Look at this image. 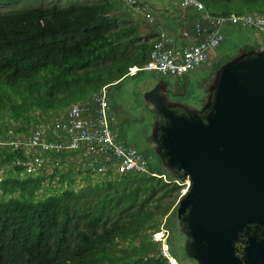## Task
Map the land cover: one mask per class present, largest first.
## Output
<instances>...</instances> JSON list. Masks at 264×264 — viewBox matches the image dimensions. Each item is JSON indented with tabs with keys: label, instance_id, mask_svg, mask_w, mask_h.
I'll use <instances>...</instances> for the list:
<instances>
[{
	"label": "trees",
	"instance_id": "1",
	"mask_svg": "<svg viewBox=\"0 0 264 264\" xmlns=\"http://www.w3.org/2000/svg\"><path fill=\"white\" fill-rule=\"evenodd\" d=\"M202 1L218 14L242 13L239 4L264 13V0ZM115 7L114 0H96L0 11V139L51 123L45 116L80 95L73 88H99L146 61L157 29L141 41ZM37 155L30 174L24 163ZM74 156L0 144V264H165L152 234L171 215L181 185L139 173L99 176ZM67 160L78 163L58 176ZM75 171L84 181L78 188ZM56 176L59 185L47 191L43 183Z\"/></svg>",
	"mask_w": 264,
	"mask_h": 264
},
{
	"label": "water",
	"instance_id": "2",
	"mask_svg": "<svg viewBox=\"0 0 264 264\" xmlns=\"http://www.w3.org/2000/svg\"><path fill=\"white\" fill-rule=\"evenodd\" d=\"M155 81L142 95L164 169L153 168L186 184L172 209L185 255L195 264H264V45L223 61L200 106L169 99L168 82Z\"/></svg>",
	"mask_w": 264,
	"mask_h": 264
},
{
	"label": "built area",
	"instance_id": "3",
	"mask_svg": "<svg viewBox=\"0 0 264 264\" xmlns=\"http://www.w3.org/2000/svg\"><path fill=\"white\" fill-rule=\"evenodd\" d=\"M127 7L140 13L157 32L145 62L128 67L125 76L140 71H155L161 75L182 77L208 63L212 52L225 38L229 25L252 28L264 35V19L254 12L218 14L206 7L202 0H172L180 8L179 20L185 23L178 29L171 24L163 28L153 9L139 0H122ZM152 10V11H151ZM108 84L94 90L88 99L68 105L62 115L49 124H36L28 136L9 138L2 144L25 146L35 151L71 152L87 169L99 176L126 173L148 174L168 181L164 173L150 166V157L135 146L121 141L111 121ZM41 158L25 162L26 172H33ZM160 255L165 264H179L160 242Z\"/></svg>",
	"mask_w": 264,
	"mask_h": 264
},
{
	"label": "rangeland",
	"instance_id": "4",
	"mask_svg": "<svg viewBox=\"0 0 264 264\" xmlns=\"http://www.w3.org/2000/svg\"><path fill=\"white\" fill-rule=\"evenodd\" d=\"M96 0H18L15 2H6L0 3V11L3 10H26V9H34L41 8L50 5H59L66 6L75 3H85V2H93ZM116 2V7L113 12L114 15L118 18H121L122 14L124 15L125 20H121L123 22L129 23V20H132L136 25V30L141 36V41L149 42L153 39L152 29H157L156 25L148 24V22L144 19L140 13L132 10L127 7L121 0H114ZM142 3L147 4L153 9V12L157 17H159L160 24L163 28H169V24H171V16L180 14V8L178 6H174L176 2H172V0H139ZM209 9L212 11H216L217 8L214 5H209ZM237 10L242 11L243 13L246 11H253V8H248L243 4H239L237 6ZM152 11V10H151ZM234 11V10H233ZM235 13V12H232ZM129 18V19H128ZM180 20L176 18L175 22H179ZM173 26L176 29L177 26ZM236 25H229L226 32V38L222 41L220 46L215 49L213 54L208 61V63L204 64L202 67L190 71L185 74L184 77H176L171 75H160L155 74V71H140L134 76H124L121 79L108 84V100L111 106V117L110 121L114 128L116 129V136L121 141H124L128 144L135 146L137 149L147 152L151 156L150 164L152 167L161 166L158 163L156 158V154L151 150L146 144H143V141L140 138L141 136H148L150 134V126L152 122L151 113L145 108L143 103V98L141 94H139L138 87H136L137 81L141 80L143 83L140 86V89L147 88L146 85H151L154 81L159 77V79H164L168 82V84L173 88L174 91L179 93V98H181L184 102H194L198 98H202L204 91V84L209 82L210 77L212 76V71L216 63H222L230 57L235 56L240 50L245 48L256 46V45H264V35L259 33L258 31L252 28H241ZM228 31V32H227ZM156 35V33H155ZM222 61V62H221ZM92 75V74H91ZM159 75V76H158ZM165 76V77H164ZM156 77V78H155ZM213 77V76H212ZM109 80H106L108 82ZM145 87V88H144ZM74 92L80 93V95H71L67 98V104L59 106L56 110L51 111L47 116L50 117L51 120L55 119V117L59 114H62L67 105L72 103L82 102L83 99H88L91 93L97 89L96 84L94 85H84L80 88H73ZM63 106V107H62ZM41 117V116H39ZM42 118H40L41 120ZM119 132H118V131ZM5 139H0V141H4ZM3 145L2 143H0ZM8 145V144H7ZM70 157H68L69 159ZM79 160L77 156H74ZM80 161V160H79ZM157 164H156V162ZM74 162L78 163L74 160ZM68 164L67 160L65 164L59 166L60 171H57L56 174L59 173L66 174L67 170L72 168L75 163ZM81 162V161H80ZM64 163V162H63ZM69 165V166H68ZM51 166V165H50ZM160 166V167H159ZM52 167V166H51ZM50 174L54 172V169L51 168L48 170ZM6 174V167H0V177ZM28 174V173H27ZM31 174V173H30ZM74 181L73 188H78L79 186L84 184L83 177H80L76 171L73 173ZM98 175V174H97ZM59 176V175H58ZM96 178H92L94 180ZM164 180V179H163ZM171 182H176L175 180L170 178ZM44 188L48 191L51 186H58L57 176L53 179L47 180L44 183ZM180 194L183 190H185L186 184H180ZM178 200V199H177ZM174 211H172L168 220L162 222L160 225V231L152 234V239L157 242L165 241V244L170 240L173 245L182 244V239L180 237L179 231L176 230L175 224L177 225L176 219L173 216ZM176 217V216H175ZM177 227V226H176ZM179 236V237H177ZM167 246V245H166Z\"/></svg>",
	"mask_w": 264,
	"mask_h": 264
},
{
	"label": "flooded vegetation",
	"instance_id": "5",
	"mask_svg": "<svg viewBox=\"0 0 264 264\" xmlns=\"http://www.w3.org/2000/svg\"><path fill=\"white\" fill-rule=\"evenodd\" d=\"M214 66V69L212 71V76L215 75V73L217 72L219 66H220V63H216ZM212 76L210 77V80L212 79ZM209 80V82H210ZM156 81H154V83H152L151 85H146L147 88L145 89H140V86L143 84L141 82V80L137 81L136 83V87H138V91H139V94H141V96L143 95V93L146 91V90H149L151 89L154 84H155ZM209 82L205 83L204 84V95L202 98H198L197 100H195L194 102H184L181 98H179V93L177 91H174L173 88L168 84L167 85V91H168V98L171 99V100H174V101H177V102H181V103H184V104H187V105H190V106H200L202 103H203V100H204V97L207 95V87H208V84ZM145 106V105H144ZM151 113V112H150ZM152 115V122H151V126H150V129L152 127V123L154 122V119H155V115L153 113H151ZM151 132V130H150ZM140 138H142L141 140L143 141V144H146L148 147L151 148L152 151H154V147L152 145V140H151V137H150V134L148 136H141ZM158 145L160 144V140H158ZM148 153L146 152V155ZM148 156L150 157V161H151V156L150 154H148ZM157 156V155H156ZM158 157V156H157ZM159 165L161 166V169H164L163 166L160 164V162L158 161ZM159 166V167H160ZM166 174V173H165ZM180 233V237L182 239V244L178 245L177 248L175 249V252L178 256V260L181 261L183 264H195V262L193 260H191L189 257H187L184 253V248H183V243H184V236L182 235L181 232Z\"/></svg>",
	"mask_w": 264,
	"mask_h": 264
},
{
	"label": "bare ground",
	"instance_id": "6",
	"mask_svg": "<svg viewBox=\"0 0 264 264\" xmlns=\"http://www.w3.org/2000/svg\"><path fill=\"white\" fill-rule=\"evenodd\" d=\"M122 1V0H121ZM132 9V8H131ZM133 10V9H132ZM247 12H254L255 14H257V15H259L260 17H262L263 19H264V13H261V12H256V11H247ZM236 13V12H235ZM243 13V12H242ZM245 13V12H244ZM179 16H180V14H179ZM176 21V20H175ZM174 21V22H175ZM175 25L177 26L176 27V29H178L180 26H184L185 25V23L183 22V21H179V22H175ZM229 27V26H228ZM236 27V26H235ZM226 30V29H225ZM228 32V31H227ZM225 38H226V33H225ZM224 38V39H225ZM159 76V75H158ZM185 76V75H184ZM184 76H182V77H184ZM165 77V76H164ZM156 78V77H155ZM159 78V77H158ZM179 78V77H178ZM89 98V97H88ZM82 101H84V100H82ZM70 105V104H69ZM68 106V105H67ZM115 126V125H114ZM113 126V127H114ZM118 131V130H117ZM119 132V131H118ZM4 142H6L5 140H4ZM142 153H144L145 155H146V153L145 152H143V151H141ZM74 155L76 156V154L74 153ZM148 155V154H147ZM78 157V156H77ZM156 162V161H155ZM156 164H157V162H156ZM17 165V164H16ZM19 168V167H18ZM119 175V174H118ZM170 253V252H169ZM173 256V255H172ZM174 257V256H173ZM175 258V257H174ZM177 260V259H176Z\"/></svg>",
	"mask_w": 264,
	"mask_h": 264
},
{
	"label": "crops",
	"instance_id": "7",
	"mask_svg": "<svg viewBox=\"0 0 264 264\" xmlns=\"http://www.w3.org/2000/svg\"><path fill=\"white\" fill-rule=\"evenodd\" d=\"M170 23H171V25L176 26L174 20L171 19V22H170ZM172 27H173V26H172ZM154 38H155V35H154ZM213 53H214V52H212V54H213Z\"/></svg>",
	"mask_w": 264,
	"mask_h": 264
},
{
	"label": "clouds",
	"instance_id": "8",
	"mask_svg": "<svg viewBox=\"0 0 264 264\" xmlns=\"http://www.w3.org/2000/svg\"><path fill=\"white\" fill-rule=\"evenodd\" d=\"M126 77V76H125ZM115 82V81H114ZM113 83V82H112ZM149 164H150V162H149ZM151 166V165H150ZM152 167V166H151ZM160 172V171H159ZM168 178V177H167Z\"/></svg>",
	"mask_w": 264,
	"mask_h": 264
}]
</instances>
